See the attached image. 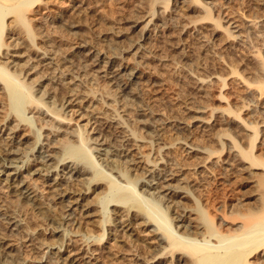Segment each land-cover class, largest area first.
Masks as SVG:
<instances>
[{
    "label": "rangeland",
    "instance_id": "1",
    "mask_svg": "<svg viewBox=\"0 0 264 264\" xmlns=\"http://www.w3.org/2000/svg\"><path fill=\"white\" fill-rule=\"evenodd\" d=\"M4 3L19 6L18 1ZM15 8L6 14L4 26L8 16L14 14ZM35 9L44 11V20L31 22V39L22 30V38L26 40L19 39L18 48L23 45L21 49L25 55L15 60L16 66L13 69L4 67L11 75H16L13 81L29 82L34 88L30 90V98L36 95L38 88H46L48 92L45 90V95H54L52 97L56 104H62L72 86L74 92L82 90V93L77 94L92 96L99 104L98 110L105 116L102 121L90 119L89 124V118L86 117L81 122L83 126L86 125L83 127L86 133L90 131L88 137L102 138L104 135L106 145H111V149L115 148L114 152L119 159H127L128 162L138 153L146 152L148 155L147 165L144 167V164L139 163L137 167L134 166L135 170L130 171L131 174L136 172L137 177L146 174L142 177L151 179L155 171H161L160 168L163 171H173L177 179L173 184L179 186L180 191L187 188L185 193H175L176 196L186 194L179 198L183 199L184 207L205 212V216L213 221L214 227L225 223L223 220L233 225L242 222L243 217L239 212L245 213L256 203L255 200L264 196V164L259 165V159L264 163V0H37L26 8L27 11ZM27 11L26 14L29 13ZM65 21L75 26L69 28ZM3 34V40H0L2 43L7 42L5 30ZM42 37L44 41L41 40ZM79 40L87 42L88 50L76 51L73 48ZM38 47L42 48L35 49ZM43 49L50 51L48 54L52 59L46 60L45 65H40L34 61L35 54ZM5 51L7 48L1 46L0 56ZM25 51H30L29 56H32L29 57ZM89 51L113 54L115 61L104 63L105 67L103 63L93 66L88 59ZM114 53L118 54L115 56ZM3 60L0 58V61ZM132 62L139 67L142 76L132 85L133 88L136 87V97L131 96L128 90V93L126 90L122 91L127 93L124 96L131 98V105L127 108L122 103L123 93L121 98H113L103 92L105 87L111 86L110 89H114V86L98 71L107 72L110 68L115 70L114 67ZM32 65H37L34 70L30 69ZM121 77L125 78V75ZM2 86L0 82V88ZM1 98L0 94V105L3 106ZM59 108L64 112L60 105ZM144 118L149 119V125L140 124V119ZM152 124L162 128L155 129ZM253 158L259 159L256 161ZM149 159L154 160L153 163ZM146 167L153 169L151 176V172L145 171ZM35 182L40 187L39 191L45 195V202L48 200L45 204L50 203L51 213L55 217L62 216L65 211L46 192L43 181L36 179ZM102 182L105 181L88 185V193L82 198V203L86 206H83L82 211L76 209L73 212L75 220L81 221L80 225L85 227L87 235L84 240L87 246H91H88L91 252L92 249L93 252L96 251L90 255V262L173 264L169 254L155 246L156 243H151L155 242L151 236L153 233L148 231L151 228L144 229L138 224L142 215L132 220L126 219V222L132 224L129 225V231H121L117 227L121 212L118 213L115 206H108L107 218L102 216L101 209L98 208L100 205L95 201V195L102 194L101 190L105 191V183ZM139 189L142 190L138 186L137 192L141 191ZM175 194L171 198H175ZM101 218L113 221L106 223L108 225L104 222L108 231L102 240L101 225L98 223ZM59 221L62 223L64 219ZM46 222L41 226L46 229L41 230V237H45V240L47 238L48 242L59 236L58 242L68 244L67 238H73V232L69 230L65 231L67 238L60 233L55 234L51 224ZM129 232L130 236H127ZM161 233L166 239V234ZM71 245L76 246L74 243ZM71 245H66V249H70ZM165 245L166 243L163 244ZM23 250L22 254L27 258L37 255L30 247H23ZM256 257L261 259L260 262L255 260ZM263 257L264 246L256 251L251 260L254 258V262L264 264Z\"/></svg>",
    "mask_w": 264,
    "mask_h": 264
},
{
    "label": "bare ground",
    "instance_id": "2",
    "mask_svg": "<svg viewBox=\"0 0 264 264\" xmlns=\"http://www.w3.org/2000/svg\"><path fill=\"white\" fill-rule=\"evenodd\" d=\"M6 1H18L19 6L16 4L7 5L4 3ZM35 1L37 0H0V40L4 36V30L5 36L7 35V42L2 43L0 41V48L1 46L7 48V51L3 52L0 56V58L4 59L0 61V82L3 85L2 88H0L2 89L0 90L2 91L0 94L2 97L1 102L4 101V104L2 103L3 106L0 105V264H96L90 262V255L96 253V251L93 252L92 249L91 252V248L88 247L90 245L87 246L84 240L87 235V232H84L85 227L83 228L80 225L81 221H76L77 219L74 218L73 212H75L76 209L81 210L83 206H86L82 203V198L83 195H87L88 193V185L100 181H105L102 183H105L106 188L105 191L101 190L102 192L100 193L102 194L95 195V201L100 205L98 208L101 209L100 212H102V216L107 218L108 215L106 214L109 211L108 206H115L117 212H121L119 217L116 215L119 219L117 221L120 223L117 227H120L121 231H129L131 229V226L129 227L131 223L126 222V219L132 220L142 215V220L138 224H141L144 229L151 228L148 231L153 233H151V236L153 237V241H155L151 243H156L155 246L159 247L160 250L163 249L164 253L166 252L169 254V258H171L175 264H259L253 261L254 258L253 260H251V258L254 257L259 248L264 246V196L260 197L258 201L255 200L256 203H254V205L252 204L245 213L239 212L243 217V221L239 224L233 225L223 220L225 223L219 224L217 222V225H219L214 227L212 224L213 221L211 222L205 216V212L202 213L197 208L188 209L190 208L189 206L184 207L182 205L183 199L181 200L179 198H183L186 194L176 196L175 193H185L184 191L187 188H185L184 191H180V187L173 184V181L177 180L173 171V173L170 170L163 171L162 168H160L161 171L158 170L160 172L155 171L153 173V169H148L146 167L147 169L145 171H147V173L151 172L149 174L150 176L153 173L152 178L149 179V177L144 179L145 177L142 176L146 174L137 177L136 175L138 173L136 174L134 171L135 173L132 172L133 174H131L130 171L135 170L134 166L137 167L139 163L144 164V167L147 165L146 156L148 155L145 154L146 152L144 154L138 153V155L133 152L136 157L128 162L127 159H119L117 153L114 152L115 148L111 149V145H106L104 135L102 138L99 136V138L95 136L96 138L93 139L88 137V132L90 131L86 133L83 129L86 125L83 126L81 122L88 117L87 123L90 124V119L100 121L104 119L103 116H105H102L103 113L98 110L97 105L99 104L93 100L92 96L77 94L79 91L74 92L72 86V88L67 91L68 95L64 98L62 104H56L53 98L54 95H45L46 88H42V90L38 88L37 93L35 92L36 95L30 98L29 95L32 86L29 82L27 84L23 82L24 80L13 81L16 75H11L6 71L5 66H9L10 68L16 66L15 60L25 55L21 49L23 45L18 48V45H20L19 39L24 38H22L21 32L25 31L24 35L28 38L32 37L33 31L31 22H37L41 19L44 20V11L41 12L40 9L26 10V8L33 5ZM80 2L82 3V1ZM12 8H15V12L13 11L14 14L8 16L9 19L4 26L3 19ZM25 11L29 13L26 14ZM65 22L67 23V21ZM67 25H69V28L75 26V24H69V22ZM42 39L43 37L41 40ZM32 43L35 45L34 42ZM135 45L138 44L135 43ZM27 47H29V45L26 46V48ZM39 48L41 49L42 47L35 49L38 50ZM73 48L79 51L80 49H87V42L79 40L75 43ZM106 50L107 48L104 51ZM112 50L114 49L112 48ZM48 52L50 51L48 50ZM48 52H46L45 49L40 50V52L38 51L37 54H35L36 59L33 60L40 65H45L46 60L51 61L52 59V56L50 57ZM107 52L109 53V51ZM34 53L35 52H33V54ZM114 54L116 56L118 53ZM29 57L27 58L28 60L30 59ZM113 57V54L105 55L102 51H97L95 53L89 51L88 59L91 60L93 66H99L100 63H111ZM30 61L32 60L30 59ZM50 61L48 63H51ZM36 62L33 63L36 64ZM52 62L55 64L54 61ZM36 66L37 65H32L30 69L34 70ZM111 69L112 68L106 72L104 70H99L98 67V72L104 74L102 77H106L111 85L114 86V89H110L112 88L111 86L110 88L105 87L103 92L107 94V96L113 98H121L123 93L124 99L122 100H124V102H122L121 99L118 100L128 108L131 105V98L124 95H127V90L131 96L136 97L138 95L136 87L133 88L132 85L138 82L137 80L141 79L142 72L134 62L120 65L117 68L114 67L115 70ZM121 72L126 73L121 75ZM124 75L125 78H122L121 76ZM94 77L96 78V76ZM33 81H31V83ZM74 88L79 89L76 87ZM32 89L34 90V88ZM124 90H126V94L122 92ZM84 92L88 93V91L85 90ZM79 93H82V90ZM109 104L110 103H108V105ZM59 105L61 109L64 108V112L60 111ZM125 108L126 107H124V109ZM132 108L134 109V107ZM129 110L128 112H130ZM125 113L127 112H124V114ZM73 116L75 118H73ZM106 116L109 115L106 114ZM111 116H113V114ZM114 117H116V114ZM147 120L144 118V120L140 119L139 122L140 124L149 125L150 123H148L149 121ZM153 124H155V122ZM153 124L152 127L155 129L162 128L157 127L158 125L153 126ZM182 138L186 140L184 137ZM132 148L134 149V147ZM118 152L121 153V151ZM253 159L256 160V158ZM150 160L151 159H149V161ZM153 161L151 160L150 162L153 163ZM260 164L264 163L262 161L260 162L259 159V165ZM150 165L151 164H149V166ZM144 169L145 168H143V171ZM36 179L42 180L45 184L46 192L50 193L51 197L56 200V203L61 204L57 206H60V208L63 209L62 211H65L62 216H57V218L55 214L51 213V208L49 207L50 203L45 204L48 200L45 202V195L39 191L40 187L36 184ZM85 185L87 187H85ZM138 186L142 188V190L139 189L141 190L140 192L136 190ZM174 194L176 197L171 198ZM95 201H93V203H95ZM249 203L251 204V202ZM128 204H130L129 207H126ZM54 208H56V205ZM170 210L172 212H170ZM129 213L130 216H128ZM174 213H176V215H174ZM104 218H101L102 220L98 222L99 225H101L100 240L104 239L108 231V228L104 227V222L105 224L109 223V221L113 222L111 219L108 221ZM58 219H64V221L61 223ZM46 221L49 223L48 225L51 224L50 226L53 227V229L51 228L52 232L55 234L60 233V235L66 237L67 234H65V231L69 230L73 232V238L72 236L71 239L66 237L68 239V244H63L62 241L58 242L57 237L59 236L54 238V241L48 242L47 238L45 240V237H41V230L43 229L41 226L42 224L45 225ZM52 223H55V225ZM178 230H181V232ZM116 231L117 229H115V232ZM161 232L166 234L167 240ZM130 233L131 232L126 235L130 236ZM55 239L57 242H55ZM113 239L116 240L115 237ZM212 241H214V243ZM72 243L76 246H72ZM164 243H166L165 246H163ZM91 244L97 245L96 243ZM66 245H71L72 247L66 249ZM23 247H30V250L35 251L37 255L31 259L25 257L22 254V252L25 251ZM163 256L165 257V255ZM258 257H256L255 260H259L260 257Z\"/></svg>",
    "mask_w": 264,
    "mask_h": 264
}]
</instances>
